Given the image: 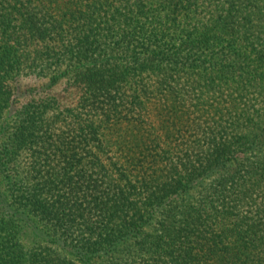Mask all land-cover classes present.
I'll use <instances>...</instances> for the list:
<instances>
[{
	"label": "trees",
	"instance_id": "16d2710c",
	"mask_svg": "<svg viewBox=\"0 0 264 264\" xmlns=\"http://www.w3.org/2000/svg\"><path fill=\"white\" fill-rule=\"evenodd\" d=\"M0 264H264V0H0Z\"/></svg>",
	"mask_w": 264,
	"mask_h": 264
}]
</instances>
